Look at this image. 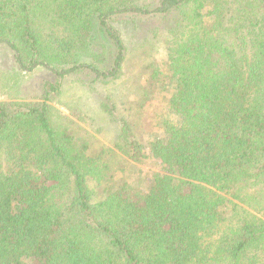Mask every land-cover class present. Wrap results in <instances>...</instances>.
Segmentation results:
<instances>
[{"label": "trees", "instance_id": "16d2710c", "mask_svg": "<svg viewBox=\"0 0 264 264\" xmlns=\"http://www.w3.org/2000/svg\"><path fill=\"white\" fill-rule=\"evenodd\" d=\"M127 36L164 60L115 103ZM0 48L56 77L0 101V264H264V0H0ZM76 82L110 144L55 122Z\"/></svg>", "mask_w": 264, "mask_h": 264}, {"label": "rangeland", "instance_id": "374dc122", "mask_svg": "<svg viewBox=\"0 0 264 264\" xmlns=\"http://www.w3.org/2000/svg\"><path fill=\"white\" fill-rule=\"evenodd\" d=\"M147 1L152 2L154 0ZM151 26L154 27V22ZM127 40V44L132 53L129 55L130 60L126 65L125 74L116 85L109 87V89L113 88L111 91L115 103L119 102L118 99L125 95L128 89H137L140 85L143 87L147 86L148 78L152 73V68L150 66L151 63H153L154 59L159 60L160 62L164 60L165 53L161 48L155 53L154 58H152L151 52L154 50V44L146 47L148 48V53L143 59H141L138 54V51H141L139 50V43L133 38V36H127ZM4 51L5 49L0 48V54H3ZM5 57L8 58L7 56ZM3 63L1 64L2 66H0V101L11 99L37 101L43 95L44 83L56 78L48 70L43 68H39L32 73H23L13 70L8 64H6V61H3ZM77 82L73 84L74 86H72V89L67 95L61 98L57 97L53 102V105L59 114V116L57 114L54 117L55 122L68 118L72 123V127H83L92 133L98 140L108 143V139L111 137L110 133H112L110 127L113 126L104 115L99 114L101 112L98 110L97 103L94 102V97L97 98L99 94L105 97L107 89L104 86H99L98 92H95L97 89L96 87L86 90L88 92H94L89 95L79 89ZM69 84H71V82L67 83L65 88H67ZM160 104L161 103L158 101L156 102L154 98L147 102L146 110L144 108V112L150 120L154 121V109L161 108L159 106ZM94 118L96 119L92 120ZM63 122H65V120ZM94 127H104L102 135L93 131L92 129ZM132 170L134 171V174L131 176V180L133 182H141V178H145V175L148 174L149 171L157 170V166L151 161L147 165L132 166Z\"/></svg>", "mask_w": 264, "mask_h": 264}]
</instances>
